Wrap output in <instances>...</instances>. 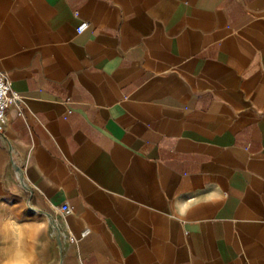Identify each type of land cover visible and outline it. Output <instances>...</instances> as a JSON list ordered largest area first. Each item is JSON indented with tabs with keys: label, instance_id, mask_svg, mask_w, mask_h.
Instances as JSON below:
<instances>
[{
	"label": "crops",
	"instance_id": "1",
	"mask_svg": "<svg viewBox=\"0 0 264 264\" xmlns=\"http://www.w3.org/2000/svg\"><path fill=\"white\" fill-rule=\"evenodd\" d=\"M0 71L38 264H264V0H0Z\"/></svg>",
	"mask_w": 264,
	"mask_h": 264
},
{
	"label": "clouds",
	"instance_id": "2",
	"mask_svg": "<svg viewBox=\"0 0 264 264\" xmlns=\"http://www.w3.org/2000/svg\"><path fill=\"white\" fill-rule=\"evenodd\" d=\"M5 229L11 233L8 240L13 252L0 258V264H38L35 251L37 247H43L40 237L46 231V224L42 221L22 224L14 218H7L0 223V231ZM25 229H31V232L26 233Z\"/></svg>",
	"mask_w": 264,
	"mask_h": 264
},
{
	"label": "built area",
	"instance_id": "3",
	"mask_svg": "<svg viewBox=\"0 0 264 264\" xmlns=\"http://www.w3.org/2000/svg\"><path fill=\"white\" fill-rule=\"evenodd\" d=\"M88 27V21H81L77 25L76 31L82 33ZM21 99L22 96L17 91L13 90L7 73L5 71H0V133L4 131L9 107L13 104L20 105ZM61 209L65 213L71 212V207L67 203H63ZM86 233L87 231L83 232L81 235L84 236ZM68 239L70 242H76L77 238L75 236H69Z\"/></svg>",
	"mask_w": 264,
	"mask_h": 264
},
{
	"label": "water",
	"instance_id": "4",
	"mask_svg": "<svg viewBox=\"0 0 264 264\" xmlns=\"http://www.w3.org/2000/svg\"><path fill=\"white\" fill-rule=\"evenodd\" d=\"M59 238H60V235H59Z\"/></svg>",
	"mask_w": 264,
	"mask_h": 264
}]
</instances>
